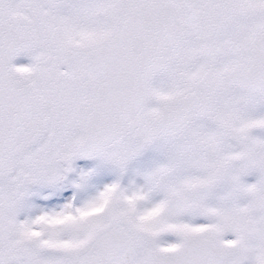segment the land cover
I'll return each instance as SVG.
<instances>
[{
	"label": "snow or ice",
	"instance_id": "1",
	"mask_svg": "<svg viewBox=\"0 0 264 264\" xmlns=\"http://www.w3.org/2000/svg\"><path fill=\"white\" fill-rule=\"evenodd\" d=\"M0 264H264V0H0Z\"/></svg>",
	"mask_w": 264,
	"mask_h": 264
}]
</instances>
